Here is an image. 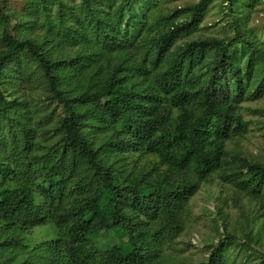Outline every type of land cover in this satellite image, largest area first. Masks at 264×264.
<instances>
[{"label": "trees", "instance_id": "obj_1", "mask_svg": "<svg viewBox=\"0 0 264 264\" xmlns=\"http://www.w3.org/2000/svg\"><path fill=\"white\" fill-rule=\"evenodd\" d=\"M211 1L170 12L147 10L154 0L0 9V264H169L164 247L188 221V198L215 179L248 196L263 229L264 162L228 144L264 90V45L238 18L233 35L179 40ZM42 225L54 237L28 248ZM234 238L211 245L203 264H225Z\"/></svg>", "mask_w": 264, "mask_h": 264}, {"label": "rangeland", "instance_id": "obj_2", "mask_svg": "<svg viewBox=\"0 0 264 264\" xmlns=\"http://www.w3.org/2000/svg\"><path fill=\"white\" fill-rule=\"evenodd\" d=\"M41 0H0L3 12H16L25 16L31 11L29 5ZM73 5L79 0H63ZM198 0H154L147 5V10L170 12L173 8L184 7ZM142 3V2H141ZM51 9L57 3H49ZM41 17V12L37 13ZM186 13L181 12L177 18H183ZM238 18V26L254 40L264 45V0H212L201 14L197 25L179 40L192 38L197 35H212L223 37L233 35L234 22ZM10 27H14L15 19H11ZM17 34H24L25 27L16 30ZM241 44L235 42L228 49L229 53L237 52ZM26 61V60H25ZM27 66L34 69L30 61ZM248 108L242 110V115L248 121L244 136L228 144L229 148L237 151L241 156L250 160L264 162V90L253 100L246 103ZM241 192L227 188L216 179L200 185L187 200L188 221L182 232L173 242L164 247L166 262L169 264H203L210 251V246L216 244L224 235L231 234L234 240L226 249L225 264H264V226L259 229L252 224V219L259 214L254 203ZM17 201V198H15ZM220 207L221 213H218ZM259 221V220H258ZM264 225V215L260 219ZM49 226H38L31 230L23 244L31 247L36 242L54 237L55 230ZM254 236L260 231L259 239L244 243L246 232Z\"/></svg>", "mask_w": 264, "mask_h": 264}]
</instances>
